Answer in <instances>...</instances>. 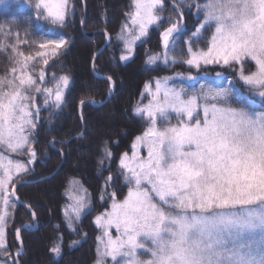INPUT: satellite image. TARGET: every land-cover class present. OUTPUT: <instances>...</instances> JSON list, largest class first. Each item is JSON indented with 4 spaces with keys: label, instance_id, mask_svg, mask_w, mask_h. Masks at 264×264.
<instances>
[{
    "label": "snow or ice",
    "instance_id": "1",
    "mask_svg": "<svg viewBox=\"0 0 264 264\" xmlns=\"http://www.w3.org/2000/svg\"><path fill=\"white\" fill-rule=\"evenodd\" d=\"M67 4L68 0H35L34 7L38 18L63 26ZM182 6L195 7L197 17H202L186 42L187 58L182 62L197 69L202 64L238 65L239 80L264 98V0L192 4L174 0L178 19L161 33L165 63L182 31ZM132 7L126 14L130 24H124L119 35L128 53L121 60H128L136 41L163 20L164 0H133ZM208 30L206 47L194 48ZM66 43L63 39L29 42L10 24H0V52L10 53V67L0 75V149L28 157L26 164L0 152V256L9 254L6 225L16 207L14 198L18 199L16 182L29 172L28 164L37 155L33 135L40 112L37 99L43 95L45 107L60 109L69 85L67 75H53L54 86H42L46 70L34 75L35 65L47 66L46 50L51 48L55 55ZM22 46L40 50L32 55ZM160 58L150 56L148 62ZM249 61L255 70L245 74L244 64ZM169 79H157L154 89L146 84L151 99L134 110L146 127L135 137L131 155L124 152L119 159L126 194L118 199L116 192L111 193L110 207L95 218L102 231L95 264H264V112L239 106L231 82L229 87L221 83L188 91L171 86ZM107 80L111 91L114 82L111 76ZM84 103L80 101L81 106ZM49 143L54 147L55 138ZM112 156L106 143L103 157ZM78 183L70 180L67 191L73 201L64 210L70 228L87 205L86 196L74 192ZM20 231L16 229V238L22 248ZM61 244L59 238L50 248L56 257L61 255ZM21 254L17 249L16 257Z\"/></svg>",
    "mask_w": 264,
    "mask_h": 264
},
{
    "label": "trees",
    "instance_id": "2",
    "mask_svg": "<svg viewBox=\"0 0 264 264\" xmlns=\"http://www.w3.org/2000/svg\"><path fill=\"white\" fill-rule=\"evenodd\" d=\"M194 2L195 0H185V4ZM173 3L174 0H164L160 26L150 28L147 37L136 45L133 56L126 62L119 58L123 49L117 34L131 8V0H70L67 20L63 26L50 25L40 20L33 8L24 7L17 2L0 10V24H10L14 32L20 33L21 39L40 42L56 40L57 36L69 40L64 50L50 57L46 71L47 76L53 72L68 75L72 80L62 108L45 107L42 105V97H38L39 120L33 133L37 141V155L31 170L21 175L17 182L20 179L29 180L48 175L58 167L63 158L65 161L50 178L20 184L17 188L20 199L30 206L27 208L15 201L16 207L7 222L9 254L14 256L17 249H23L17 258L18 264H94L99 230L94 219L111 201V193L116 192L117 198L122 199L127 192L118 164L121 154L131 149L135 137L146 127L145 122L134 114V110L148 81L176 74L198 76L192 81L174 77L171 80L176 87H183L188 91L198 90L201 85L215 87L221 83L224 87H229L231 82L234 99L240 101L239 106L251 111H264V99L258 100L247 93L246 85L239 80L238 65L210 64L201 65L197 69L182 62L187 58L186 42L202 20V17H197L195 7L191 10L186 6L181 7L184 14L181 27L184 28L177 44L171 48L176 62L149 64V57L160 54L163 50L161 33L178 19ZM84 13V27L90 29V35L83 34L82 31ZM108 34L112 38L98 54L97 51L106 43ZM210 35L211 30L206 31L203 39L194 43V48L206 47ZM21 50L35 55L40 49L38 46H22ZM7 55L10 53L0 52V75L10 67ZM39 66L40 63H36L37 71ZM244 69L246 73L255 69L254 63L246 62ZM105 76H111L115 83L114 93L110 95L108 102L105 99L110 93V86ZM81 100L85 101L83 106L80 105ZM81 114L86 122L84 136L70 140L82 130ZM53 138L56 141L54 147L49 143ZM106 143L113 153L110 160L103 157ZM101 159H104L102 165ZM109 176L112 179L106 184ZM74 178L79 179L89 190L93 205L76 229L69 227L64 216L65 190L69 181ZM33 212L36 214L35 219ZM18 228L21 230L22 248L16 238ZM59 238H62V253L56 257L50 252V248ZM73 241L78 243L72 245Z\"/></svg>",
    "mask_w": 264,
    "mask_h": 264
},
{
    "label": "rangeland",
    "instance_id": "3",
    "mask_svg": "<svg viewBox=\"0 0 264 264\" xmlns=\"http://www.w3.org/2000/svg\"><path fill=\"white\" fill-rule=\"evenodd\" d=\"M12 2H17V3H19L20 5H22V6H24V7H30V8H33V9L36 11V9H35V7H34L35 0H0V10H3L4 8H6V7H7L10 3H12ZM69 5H70V0H68V4H67V16H68V12H69ZM132 5H133V0H131V8H130V10L128 11V13H130L131 11H133V7H132ZM67 16H66V20H67ZM40 20H43V19L40 18ZM66 20H65V21H66ZM85 20H86V13H84V15H83V18H82V21H81V27H82L83 34L90 35V34H92V32L90 31V29H87V28L84 27ZM201 21H202V20H201ZM126 23L130 24V20H129V18H128L127 15H126V17L124 18V20H123V22H122L121 28H122V26H123L124 24H126ZM199 23H200V22H199ZM198 25H199V24H198ZM198 25H197V27H198ZM153 26H154V25H153ZM54 27H55V26H53L52 29H54ZM151 27H152V26H151ZM151 27H150V28H151ZM197 27H196V28H197ZM121 28H120V30H119V32H118V34H117L118 39H119V35H120V33H121ZM150 28L148 29L147 35H148V33H149ZM196 28H195V30H196ZM195 30H194L193 32H195ZM193 32H192V33H193ZM147 35L144 36V37H142L140 40L136 41V43L133 45V51H132V53L129 55V59L133 56L136 45L139 44V43H140L145 37H147ZM179 37H180V34L178 33V34L176 35V43H175V45L177 44V40H178ZM58 39H61V38L56 36V40H58ZM119 40H120V39H119ZM65 41H66V40H65ZM120 41H121V43H122L121 48H122L123 50H122V52L120 53L119 58H120L122 55H127V54H128V53L126 52V50H125V45H124L123 41H122V40H120ZM66 42H67V43H66L65 46H63L62 48L56 50V54L59 53L60 51L64 50V49L68 46V42H69V40L66 41ZM105 47H106V46H105ZM200 48H204V47H200ZM99 50H100V49H99ZM99 50L97 51L98 54L102 51V49H101L100 51H99ZM46 51L49 52V55L46 57V58L48 59V61H49V59H50L51 56L53 57V56L56 55V54H55V55H51V52H52V49H51V48L47 49ZM163 52H164V48H163V50H162V52H161L160 54H156V55H160L161 58L158 59V60H156L154 63H149V64L153 65V64H156L157 62H158V63H163V64H168L170 61H173V60L176 61V59L173 58V56H172V54H171V48H170L169 51H168V61H167V63H165V60H164L163 55H162ZM153 56H154V55H153ZM37 59H39V58H37ZM129 59H128V60H129ZM120 60H121V59H120ZM128 60H121V61H122V62H126V61H128ZM94 63H95V61H94ZM221 64H222V63H221ZM202 65H203V64H202ZM35 66H36V65H35ZM46 68H47V66L43 65L42 63H40L39 69H45V70H46ZM39 69H38V70H39ZM253 70H255V69H253ZM253 70H251V71H253ZM251 71H249V72H247V73L245 72V74H248V73H250ZM34 75H38V71H36V72L34 73ZM49 75H50V76H47V71H46L45 83L42 84V86H49V87L54 86V81H53V79H52L53 75H55V76L58 78L59 76L64 75V74L58 75V74H55V73L51 72ZM238 75H239V71H238ZM67 76H68V75H67ZM189 76L193 77V79H188ZM68 77H69V76H68ZM173 77L176 78V79L187 80V81L196 80V79L198 78V76H194V75H182V74H181V75H180V74H176V75H173L172 77H168V78H170V79H169V83H170V85H171V86H174V87H176V86H175L174 84L171 83V80L173 79ZM218 77H220V76H217V78H218ZM162 78H165V77H157V78H154V79L148 81L147 84H151L152 87H153V89H154L155 81H156L157 79H162ZM71 81H72V80H71V78L69 77V85L71 84ZM69 85H68L67 89H65V95H66V93H67V91H68ZM177 88H181V87H177ZM246 91H247V93H249L250 95L256 97L258 100H260V99H264V98H261V97H259L258 95H256L253 91H251V90L248 88V86H246ZM112 93H114V91H113ZM109 94H110V93H109ZM40 96L42 97V99H43V101H44V97H43V95H40ZM107 97H108V95H107ZM150 99H151V96L148 94V92L146 91V89H144L143 94H142V97H141V99L139 100L137 106H138V105H146V104L149 102ZM105 102H108V99H107V100L105 99ZM37 104H38V99H37ZM38 105H39V104H38ZM42 105H44V104H42ZM137 106H136V107H137ZM249 111H251V110H249ZM253 111H254V112H257V113H259V112H264V111H255V110H253ZM173 122H175V121H173ZM85 129H86V122H85V120L83 119V120H82V130H81L77 135H74L73 137H71L70 140H73L74 138H77V137H83V136H84V131H85ZM81 133H83L82 136L80 135ZM139 135H141V134H139ZM137 136H138V135H137ZM0 152H4L5 155H9V156H11L13 159H20V160H23V161L27 164V161H28V157H27V155L22 156V155L12 154V153L6 152L4 149H0ZM127 152L129 153V155H131V149H130L129 151H127ZM83 154H84V153H83ZM142 154H145V153H142ZM64 159H65V158H63V160L60 162V164L58 165V167H57L54 171H52L50 174L45 175V176L38 177V178H36V179H29V180L27 179L28 181H27L26 183H29V182L34 183V182H38V181H42V180H45V179L50 178L51 176H53L54 174H56V172L61 168L62 164H63L64 161H65ZM32 163H33V162H32ZM32 163H31V164H28L29 171H30L31 168H32ZM22 175H23V174H22ZM20 176H21V175H20ZM72 180H76V181L79 182L78 185L76 186V189H74V192H75L76 194H78V195H85V196H86V200H87V205H86L84 211L81 212L80 217H79L78 219L73 218L71 228H72V229H76L77 224L81 221V219H82V217L84 216V214H85L86 212L90 211V210L92 209L93 205H92V202H91V195H90L89 190L83 185V183H82L79 179L74 178V179H72ZM22 184H24V183H22ZM68 189H69V185H68L67 189L65 190L66 202H65V205H64V210H65V208H66L69 204H72V203H73V201L70 200L69 197H68V195H67V191H68ZM79 189L86 190V193H85L84 191H79ZM14 202H15V201H14ZM110 204H111V201L109 202V204L107 205V207H106L102 212H100V213L97 214V215H100V214L103 213L106 209H108V208L110 207ZM64 216H65V215H64ZM95 218H96V217H95ZM65 219H66V221H67V223H68V219H67L66 217H65ZM94 221H95V219H94ZM68 225H69V224H68ZM97 228H98V227H97ZM98 229H99V228H98ZM112 232H113V235L116 234V233H115V229H112ZM101 235H102V231L99 229V230H98V235H97V237H99V236H101ZM6 242H7V246H8V240H7V225H6ZM57 242H59V239L57 240ZM79 242H80V241H79ZM97 245H98V241H97ZM8 249H9V246H8ZM8 253H9V251H8ZM61 253H62V252H61ZM4 259H7V260H8V264H11L12 261H13V259H16V258H15V255L13 256V255H10V254H8L7 257L0 256V262H2ZM96 259H97V258H96ZM95 262H96V260H95ZM95 262H94V264H95Z\"/></svg>",
    "mask_w": 264,
    "mask_h": 264
},
{
    "label": "water",
    "instance_id": "4",
    "mask_svg": "<svg viewBox=\"0 0 264 264\" xmlns=\"http://www.w3.org/2000/svg\"><path fill=\"white\" fill-rule=\"evenodd\" d=\"M109 38H108V41H106V43L103 45V47H101L100 48V50L102 49V48H104L105 46H106V44L107 43H109L110 42V40H111V36L109 35L108 36ZM99 50V51H100ZM98 53V52H97ZM93 67H95V63L93 62ZM95 71V70H94ZM96 73V72H95ZM96 74H98V73H96ZM105 78H107L106 76H105ZM113 81V80H112ZM114 82V81H113ZM113 87H112V90L110 91V94L108 95V97H106V100L110 97V95L112 94V92H113V90H114V88H115V83H113V85H112ZM80 112H82V109H80ZM28 180L27 179H20L17 183H16V197H18V199H16V198H14L15 199V201L17 202V203H20V204H23V205H25L26 207H28V205L24 202V201H22L20 198H19V196H18V194H17V188H18V186L20 185V184H22V183H26ZM29 208V207H28ZM20 242V241H19ZM21 244V243H20Z\"/></svg>",
    "mask_w": 264,
    "mask_h": 264
},
{
    "label": "bare ground",
    "instance_id": "5",
    "mask_svg": "<svg viewBox=\"0 0 264 264\" xmlns=\"http://www.w3.org/2000/svg\"><path fill=\"white\" fill-rule=\"evenodd\" d=\"M103 47V46H102ZM105 48V47H104ZM104 48H102V50L104 49Z\"/></svg>",
    "mask_w": 264,
    "mask_h": 264
}]
</instances>
